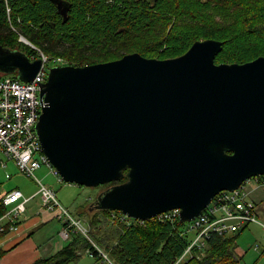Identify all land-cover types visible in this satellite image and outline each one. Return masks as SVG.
<instances>
[{
    "label": "water",
    "instance_id": "1",
    "mask_svg": "<svg viewBox=\"0 0 264 264\" xmlns=\"http://www.w3.org/2000/svg\"><path fill=\"white\" fill-rule=\"evenodd\" d=\"M51 1L66 20L69 5ZM221 49L205 38L173 57L132 51L48 67L35 130L64 181L108 185L89 210L146 220L179 208L186 221L219 191L264 174V55L216 63ZM40 66L0 44V73L31 81Z\"/></svg>",
    "mask_w": 264,
    "mask_h": 264
},
{
    "label": "trees",
    "instance_id": "2",
    "mask_svg": "<svg viewBox=\"0 0 264 264\" xmlns=\"http://www.w3.org/2000/svg\"><path fill=\"white\" fill-rule=\"evenodd\" d=\"M63 1L70 7L66 20L51 0H0V44L30 57L37 54V49L17 41L12 23L42 52L71 57L66 62L75 65L99 62L92 59L95 56L115 59L132 51L147 57H173L205 38L222 41L216 63H243L264 55V0ZM125 179L124 175L119 181ZM5 209L0 197V215ZM120 215L113 218L116 227L110 231H95L101 218L88 221L91 239L115 264H174L187 244L181 222L156 217L120 219ZM242 230L211 234L200 255L194 248L191 256L177 264H239L235 248ZM88 246L87 237L73 233L54 253L31 264H67ZM3 253L0 248V257Z\"/></svg>",
    "mask_w": 264,
    "mask_h": 264
},
{
    "label": "built area",
    "instance_id": "3",
    "mask_svg": "<svg viewBox=\"0 0 264 264\" xmlns=\"http://www.w3.org/2000/svg\"><path fill=\"white\" fill-rule=\"evenodd\" d=\"M22 39L28 41L20 34V40ZM28 43L31 44L29 41ZM37 50V54L32 55L31 58L39 57L41 66L31 81H21L14 73H1L0 76V150L7 159L14 162L19 171L32 178L37 185L36 191L29 196H24L16 187L1 196L6 209L0 215V232L18 230L26 202L33 196L39 195L41 206L45 210L55 211V218L62 223L59 230L60 240H67L73 233H80L91 242V246L85 248L89 256L97 257L103 264H115L103 248L91 239L89 225L80 217L73 216L57 199L54 189L41 182L34 174L36 168L44 163L49 166L50 172L57 175L58 180H62L42 151L35 124L43 102L39 95V84L46 79L49 63L67 64L62 58L51 57L40 49ZM1 164L4 165V161ZM248 180L255 184H264V174L252 176ZM245 181L233 190H221L216 193L201 213L190 220L180 219L179 208H172L153 216L161 220L181 222V233L187 234V244L174 264L191 256L194 248L200 255L206 239L214 233H235L250 223H257L263 228L264 235V223L257 216L254 201L248 198ZM116 216L118 213L111 211V217ZM124 216L127 217L121 213L120 219H125ZM190 233L193 235L190 236Z\"/></svg>",
    "mask_w": 264,
    "mask_h": 264
},
{
    "label": "rangeland",
    "instance_id": "4",
    "mask_svg": "<svg viewBox=\"0 0 264 264\" xmlns=\"http://www.w3.org/2000/svg\"><path fill=\"white\" fill-rule=\"evenodd\" d=\"M10 27V29L17 35V41L23 42L22 44L26 43L24 40H20L21 33L19 32V29L15 25L13 26L12 23ZM28 41L30 42V40ZM30 43L33 44L32 42ZM26 44L33 47L29 43ZM33 45L35 46L33 48L39 49V47H37L35 44ZM18 46L21 49H24L22 47H26L25 45ZM63 58L66 61H70L71 57L65 56ZM92 59L99 62L111 60L101 56H95ZM54 64L55 63L50 62L48 67ZM5 158L6 157L4 153L0 150V194H3L7 190L9 191L11 188H14L15 185H18L16 182L19 181L26 183L30 189L37 188L35 181L21 171H18V168L12 160L9 159L10 161L8 160V163L2 165L1 162L5 161ZM41 166L48 165L42 163ZM40 170H43V168L34 171L35 176L39 180L41 179V182L51 186L54 189L57 199L64 207H66L71 212L73 216L80 217L86 224L89 223L88 221L90 218H101V221L97 223L95 231H110L112 228L116 227V225L112 223L113 217H111V211L114 213H118L120 212L119 210L105 209L107 211L97 210L95 212H92L94 210H89L90 203L96 198L99 192L105 188L103 184H98L96 186H86L77 183L66 182L63 179L58 180L57 175L53 174L52 172L48 173L49 175L47 178H44L40 176ZM253 184L254 182L249 181L248 179L245 181V187L247 188V190H249L248 198L254 201L257 216L264 223V184H256V186H254ZM35 200L37 202H35ZM25 206L27 209L25 212L26 214L29 213L32 208H35L34 213L41 212L42 214H44L45 212H47L41 206L39 195H37V197L31 202L26 203ZM30 207L32 208L30 209ZM103 218L109 219L103 220ZM61 227L62 223L57 218L55 219V216L52 217L47 223L43 224L35 230L33 234V242L38 247H41L42 245L54 246L55 241L60 240L59 230L61 229ZM89 235H91L90 232ZM192 235L193 233H190V236ZM90 237L93 238V235H91ZM110 239H113L112 236L110 237ZM63 242L67 243L68 241L64 240ZM236 243L241 252H239L236 245L235 251L240 257L239 264H264V235L263 228L260 225L251 224L247 228H244L237 237ZM79 251L82 256V261L76 262V260L68 262L67 264H88L90 261L93 262V259L89 257L85 249L82 248ZM241 254H243V256Z\"/></svg>",
    "mask_w": 264,
    "mask_h": 264
},
{
    "label": "crops",
    "instance_id": "5",
    "mask_svg": "<svg viewBox=\"0 0 264 264\" xmlns=\"http://www.w3.org/2000/svg\"><path fill=\"white\" fill-rule=\"evenodd\" d=\"M5 159L6 160L4 161V163H8L9 159L7 158ZM40 168H43V170L39 171L40 176L47 178L49 175L48 173H50V168H48V166L40 165L38 168H36V170H39ZM16 183L18 185H15V187L19 188L23 192L24 196H29L36 191V188L30 189L28 185L24 182L19 181ZM253 185L256 186L255 183ZM248 193H249V190H248ZM3 194H0V197ZM36 197L37 195L33 196L26 203L31 202ZM35 202L37 201L35 200ZM31 208L32 207H30V209ZM26 210L27 209H25L23 214L26 212ZM46 211L47 212H45L44 214H42L41 212L34 213L35 208H32L31 211H29V213L27 214L25 213L24 215L23 214L21 215L22 217L20 218V224H19L18 230L13 231V232H6L0 237V248L4 250L3 255L0 257V264H31L35 259L41 256L50 255L54 253L62 245L65 244L63 242L64 240H58V241H55L54 246H47V245L43 246L42 245L41 247H38L33 242V234L35 230L39 228L40 226H42L43 224L47 223L52 217H54L53 211H49V210H46ZM251 224H257V223H250L245 228H247ZM230 234H233V233H230ZM68 240L69 239H67V241ZM237 248H238V245H237ZM238 250L240 252L239 248ZM241 255L243 256V254ZM89 257L93 259V262L90 261L88 264H103V262L100 259L96 257H92V256H89ZM72 261H76V262L82 261V256L80 254V251H78L77 257L73 259ZM255 264H258V263H255Z\"/></svg>",
    "mask_w": 264,
    "mask_h": 264
},
{
    "label": "flooded vegetation",
    "instance_id": "6",
    "mask_svg": "<svg viewBox=\"0 0 264 264\" xmlns=\"http://www.w3.org/2000/svg\"><path fill=\"white\" fill-rule=\"evenodd\" d=\"M65 3V2H64ZM66 4V3H65ZM57 8V7H56ZM70 8V7H69ZM109 184H111V183H109ZM108 185H104V187L106 188Z\"/></svg>",
    "mask_w": 264,
    "mask_h": 264
},
{
    "label": "bare ground",
    "instance_id": "7",
    "mask_svg": "<svg viewBox=\"0 0 264 264\" xmlns=\"http://www.w3.org/2000/svg\"><path fill=\"white\" fill-rule=\"evenodd\" d=\"M23 40V39H22Z\"/></svg>",
    "mask_w": 264,
    "mask_h": 264
}]
</instances>
